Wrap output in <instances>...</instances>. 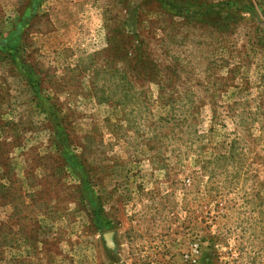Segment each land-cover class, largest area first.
<instances>
[{"label": "rangeland", "instance_id": "1", "mask_svg": "<svg viewBox=\"0 0 264 264\" xmlns=\"http://www.w3.org/2000/svg\"><path fill=\"white\" fill-rule=\"evenodd\" d=\"M0 41V264H264V0H0Z\"/></svg>", "mask_w": 264, "mask_h": 264}, {"label": "water", "instance_id": "2", "mask_svg": "<svg viewBox=\"0 0 264 264\" xmlns=\"http://www.w3.org/2000/svg\"><path fill=\"white\" fill-rule=\"evenodd\" d=\"M2 43V41H0V44ZM112 232L109 231V232H106L103 234V237L105 239V242H106V246L107 247H112L113 246V242H112Z\"/></svg>", "mask_w": 264, "mask_h": 264}, {"label": "trees", "instance_id": "3", "mask_svg": "<svg viewBox=\"0 0 264 264\" xmlns=\"http://www.w3.org/2000/svg\"><path fill=\"white\" fill-rule=\"evenodd\" d=\"M8 43H10V40H8ZM6 46H7V42H6ZM94 224H95L98 228H99L100 226H102L98 214L96 215V220L94 221ZM100 224H101V225H100Z\"/></svg>", "mask_w": 264, "mask_h": 264}, {"label": "built area", "instance_id": "4", "mask_svg": "<svg viewBox=\"0 0 264 264\" xmlns=\"http://www.w3.org/2000/svg\"><path fill=\"white\" fill-rule=\"evenodd\" d=\"M191 252H197V244L191 245Z\"/></svg>", "mask_w": 264, "mask_h": 264}]
</instances>
